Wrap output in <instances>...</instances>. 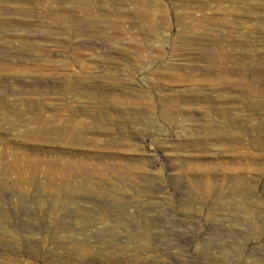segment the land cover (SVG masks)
<instances>
[{"label":"rangeland","instance_id":"374dc122","mask_svg":"<svg viewBox=\"0 0 264 264\" xmlns=\"http://www.w3.org/2000/svg\"><path fill=\"white\" fill-rule=\"evenodd\" d=\"M104 255L264 264V0H0V264Z\"/></svg>","mask_w":264,"mask_h":264},{"label":"bare ground","instance_id":"6f19581e","mask_svg":"<svg viewBox=\"0 0 264 264\" xmlns=\"http://www.w3.org/2000/svg\"><path fill=\"white\" fill-rule=\"evenodd\" d=\"M106 255V254H105ZM104 255V256H105ZM105 258H106V260L108 261L109 260V258L108 257H106L105 256ZM141 261H144V262H142V263H137V264H152L150 261H148V259H144V260H141ZM109 263H113V264H118V261L117 260H109ZM6 264H9V263H6ZM29 264H32V263H29ZM158 264V263H157Z\"/></svg>","mask_w":264,"mask_h":264}]
</instances>
